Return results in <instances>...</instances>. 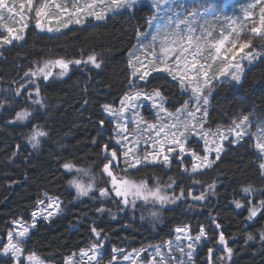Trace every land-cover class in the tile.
I'll use <instances>...</instances> for the list:
<instances>
[{"label": "trees", "instance_id": "1", "mask_svg": "<svg viewBox=\"0 0 264 264\" xmlns=\"http://www.w3.org/2000/svg\"><path fill=\"white\" fill-rule=\"evenodd\" d=\"M150 13L146 6H141L132 13L119 12L103 22L71 26L56 34L39 32L30 26L21 41L0 46V235L4 236L11 222L28 221L37 200L47 193L61 201L62 211L47 221L39 220L24 241V248L52 264H63L66 257L98 239L105 251L101 264H107L113 248L128 253L161 245L182 226H188L192 234L200 232L203 226L213 247L223 231L233 254L229 259L216 249L213 264H264V241L260 239L264 214L258 213L251 221L247 219L249 207L264 200V175L258 168L260 156L249 137L237 144H226L211 168L192 174L184 170V165L190 167L187 157L172 159L168 165H142L127 174L121 171L126 167L121 163L120 173L162 186L175 197L170 205L135 202L128 207L113 195L103 199L99 194V189L107 185L99 176L107 162L102 147L105 143L117 147L113 123L101 106L117 105L129 89L131 70L127 56ZM256 39L263 49L264 37ZM93 54L101 67L73 63L64 76L27 84L25 73L45 61H84ZM21 84L25 87L17 95ZM142 85L146 89L159 87L172 109L185 102L178 83L164 73L152 74ZM37 87L43 107L32 103ZM20 110H28L32 115L25 121H16ZM241 115L264 119V53L245 69L238 86L231 81L219 84L212 96L207 124L226 125ZM100 120L105 121L104 127ZM33 125L48 133L40 138L36 148L28 140ZM67 161L97 175L96 190L87 197L77 196L69 185L72 174L61 167ZM213 184L214 188L209 189ZM249 185L254 191L243 192ZM202 193L204 200L194 199ZM235 201L244 206L236 208ZM99 208L104 211L98 212ZM213 218L220 224L219 229L212 223ZM93 227L101 232L99 237L92 233ZM249 234L253 239H247ZM9 261L0 258V264ZM198 264L208 263L198 259Z\"/></svg>", "mask_w": 264, "mask_h": 264}, {"label": "snow or ice", "instance_id": "2", "mask_svg": "<svg viewBox=\"0 0 264 264\" xmlns=\"http://www.w3.org/2000/svg\"><path fill=\"white\" fill-rule=\"evenodd\" d=\"M138 4H140V0H40L39 3L37 0H0V30H2L0 32V46L10 45L13 41L23 39L22 33L28 26L32 13L35 16L37 29L59 32L61 28H67L71 23H84L86 18L102 21L110 13L116 14L120 10L131 12ZM256 6H259L258 20L252 11L246 9L242 20L232 18L227 20V27H221L217 39L214 38L215 29L218 24H223L224 18L216 16L210 21L205 19L207 13L199 9L187 11L183 4L175 3V0H151V8L154 9V12L148 20V24L150 29H154V32L150 40L148 35L137 32L138 47L143 53V58L134 55L131 51L129 53L131 57L128 61L131 69L128 80L129 91L120 98L118 108L112 104L101 106L103 112L113 118L112 122L115 124L113 139L115 144L119 146L114 147L111 143H105L102 147L105 154L104 159L107 162L103 163L101 173L108 178L110 187L99 189L101 197H107L110 193H114L115 197L122 198L125 205L129 203V197L133 198V204L137 199L144 201L153 199L160 204L172 202L176 198L170 200L168 196L162 195L159 187L150 189L145 181L136 182L129 179L127 175H120L114 171L119 167L121 158L126 165L121 171L127 174L149 163L168 165L170 159L177 152L179 155L175 158L178 159L187 153L192 158L191 171L197 172L213 166L215 160L210 159V153L214 152L216 160L220 159L221 153L224 151L223 141L228 140L229 136H234L230 143L237 144L244 136L249 135V130L245 127L250 123L248 116H242L238 122L234 119L233 127L226 131L219 127L215 131L205 129L209 103L205 92L210 91L213 83L221 77H230L232 81L237 83L241 81L244 68L242 63L237 61V56L241 57V61L247 60L251 64L261 55L252 47V41L254 37H264V0H256V4L249 5L248 8L251 9ZM181 8L187 12L186 15L179 11ZM6 18L10 23L4 22ZM53 19L58 25L55 28L45 23V21L50 23ZM247 21H251V24L246 23ZM11 24L20 26L12 27ZM245 34L248 35L247 39H244ZM143 41H147V43ZM82 62H91L96 68L101 67L95 54L88 56L87 61L57 58L45 61L42 65H38L35 70L30 69L29 72L25 73V76L42 77L47 81L53 75V68L59 67V76H64L68 72L70 64L79 65ZM218 64L219 67H217ZM161 72L167 73L173 81H178L182 93H191L184 104L176 108L175 112H169L165 107L166 97L159 87L149 92L141 89L137 84V81L147 82L153 73ZM32 83L35 81L33 80ZM24 87L25 85L21 84L16 89V94L20 95V89ZM35 97L32 103L43 107L38 87L35 90ZM141 100L150 101L152 107L157 109V123L146 122L135 111L139 106L137 102ZM190 106H192L191 111H189ZM129 111L133 112L130 121L126 116ZM202 111L203 115L201 116L199 114ZM31 115L28 110H20L14 119L25 121ZM165 119L168 121L167 123L163 122ZM129 123L135 125L132 132H129ZM99 124L104 127L105 121L100 120ZM141 125H146V127L141 128ZM261 130L264 131V128ZM144 132L149 133L147 139H143ZM47 135L48 133L40 126L33 125L32 133L28 137L29 143L32 144L33 148H36L40 144V138ZM191 136H198L203 140V155L187 147V144L191 142L189 140ZM217 137L219 143H217ZM142 139L145 146L150 144V150L145 151L143 156L139 155ZM255 148L260 156L258 168L264 175V140L258 138ZM61 167L66 172H75L76 175L68 183L76 190L77 196H88L94 189V177L90 178L87 183L80 178L90 175L88 169L77 167L72 161L63 163ZM184 170L188 171L187 168ZM212 188H214V184L209 185V189ZM242 191L251 193L254 189L249 185L244 187ZM194 199L204 200L205 196L202 193ZM46 201L47 205L45 206ZM36 203L38 210L31 214L33 218L31 225H26L20 220L13 221L16 227L7 233V242L3 243V248L0 249V254L10 257L14 264H45L44 260L34 252L24 255L26 251L23 247L24 238L28 236L30 227L36 226L37 218L49 220L54 215H58L62 208L59 199L50 197L47 193H44V199H39ZM234 203L236 208L244 206L239 201ZM97 211L102 212L104 209L99 208ZM248 212L247 219L249 220L256 217L258 213L264 214V200L258 205L249 207ZM212 223L217 229L221 227L214 218ZM91 231L97 237L101 235V232L97 231L95 227ZM176 232L183 233V238L189 241L187 255L189 264H191L196 243L200 242L202 238H208L206 230L201 226L199 234L195 237L190 235L187 228H177ZM176 239L180 240L181 237L178 235ZM247 239L251 240L253 236L249 234ZM260 239L264 241V232L260 233ZM166 243L170 249L171 242ZM217 243L223 246V251L230 259L233 250L228 247V240L223 231L219 233ZM102 248L103 242H98L92 244L89 249H81L79 264H101ZM112 251L113 255L107 264H117L116 253L123 252L122 249L116 248H113ZM144 251V249L136 251L134 256L140 257ZM179 251L181 254L184 253L183 248H179ZM213 254L214 249L208 248V264H213ZM75 255L66 257L65 264H76ZM155 255L161 258V264H163V253L160 247H156ZM124 259L129 260L132 257L125 256ZM132 264H136L135 259H132Z\"/></svg>", "mask_w": 264, "mask_h": 264}, {"label": "rangeland", "instance_id": "3", "mask_svg": "<svg viewBox=\"0 0 264 264\" xmlns=\"http://www.w3.org/2000/svg\"><path fill=\"white\" fill-rule=\"evenodd\" d=\"M39 2H40V0H37V3H39ZM175 3L183 4L186 7L187 11H191L193 9H199V10L207 13L205 19L210 20V21L213 20L214 17H216V16H220V17L224 18L223 24H218L217 25V28L215 29L214 38H217V39L219 38V32H220L221 27H224V28L227 27V20L229 18L242 20L243 17H244V12H245L246 9L249 10V11H252L253 14H254V16H255V18L257 20H258V17H259V6L253 7L251 9L248 8L249 5H255L256 4V0H175ZM141 6H146L150 10L151 13H150V15L148 17V20H150L152 14L154 12V9L151 8V0H140V4H138L135 9H138ZM123 11L129 12L128 10H120L119 12H123ZM133 11H131L129 13H132ZM179 11L183 12L184 15L187 14V12L184 11L183 8L179 9ZM119 12H117V13H119ZM110 15H112V14L111 13L108 14V16H110ZM148 20L146 22L145 28L142 31H139V32L141 34L148 35L149 40H150L151 39V35L154 32V29H150L149 24H148ZM103 21L104 20L97 21V20H95L93 18H86L85 21H84V23H82V24L71 23V24H69V26L67 28H61V30L59 32H57V31L49 32V31H47V29H45V30L42 31V30L36 28V26H35V16H34V13H32V18L28 22V26L24 29L22 35L24 37L25 32H26V29L28 27H30V26L35 27V29L37 31H39V32H46V33H50V34H56V33H60L62 31H64L65 29L70 28L71 26L84 25V24H86L88 22H103ZM4 22L10 23L9 21H7V18L5 19ZM65 22H67V21H65ZM45 23L48 24V26L53 27V28H55V27L58 26L57 23H56V21L54 19L50 23L48 21H45ZM246 23H248L250 25L251 24V21H247ZM11 26L12 27H19L20 25H18V24H11ZM0 32H2V30H0ZM4 34H6V33H4ZM247 38H248V35L245 34L244 39H247ZM19 41H21V40H19ZM13 42H15V41H13ZM143 42L144 43H147V41H143ZM138 43L139 42H138L137 36H136V40H135L134 45L132 46V48H131L130 51L133 52L134 55L140 56L141 58H143V53L140 51V49L138 47ZM252 47L256 51H258V52L261 53V55L258 56L255 61H253V63H254V62H256L259 59V57L263 56L264 48L263 49L261 48V44L258 43L256 37L253 38ZM130 51H129V53H130ZM129 53H128V56H127L128 61L131 58L129 56ZM84 61H87V60H84ZM237 61L238 62H241L242 63V66L244 68V72H243L242 78H241V81H242V79L244 77L245 69L247 67H250L253 63L249 64L247 60H242L241 61V57L240 56H237ZM83 63L89 64L90 66L95 67L91 62H83ZM217 67H219V64L217 65ZM52 71H53V75L52 76L61 77V76H59V72H60L59 67L53 68ZM69 71H70V68H69L68 72ZM161 73H163V72H161ZM164 74L165 75H168L167 73H164ZM26 79H28V82H27L28 85H31V84L32 85H35L37 79H43V78L42 77H31V76H28V77H26ZM170 79H171V77H170ZM33 80L35 81V83H32ZM225 81H231V82H233L237 86L241 83V81L239 83H237L235 81H232L230 79V77H221L219 80H216L213 83V85L211 87V90L205 92V95H207L208 96V99H209V103L207 105V110H209V107L211 106L212 96H213L214 93H216V89L218 88L219 84L221 82H225ZM175 82L178 83V81H175ZM145 83L146 82L137 81V84L139 85V87L141 89L146 90V91H149V92L152 91L153 89H146V87L144 85H142V84H145ZM178 86H179V84H178ZM179 90L181 91L180 87H179ZM127 91H129V89ZM30 92H32V91H30ZM183 94L185 96V100H187L189 98V96L191 95L190 92H188L186 94L183 93ZM166 102H167V99H166ZM137 103H138L139 106H138V108L135 111L138 112L139 115L141 117H143V119L146 122H148V123H157L158 122L157 121V117H156L157 109H154L152 107V103L150 101L141 100V101H138ZM119 104H120V100H119L118 104L115 105L114 107H117L118 108L119 107ZM180 106L181 105H179V106L175 107L174 109H172V108H170L167 105V103H165V107L168 109L169 112H175L176 108H179ZM191 110H192V106L189 107V111H191ZM104 114L111 121H113V118L112 117H110L106 113H104ZM199 115L202 116L203 115V111ZM126 116L128 117V119L130 121L131 118H132V116H133V112L132 111L127 112L126 113ZM242 116H248L249 117V122H250L249 125H245V127L249 130V135L244 136V138L245 137L251 138L252 141H253V143H254V146H255V143L257 142V139L258 138H261L262 140H264V131L261 130L262 128H264V119L260 118L259 120H256V119H254V117H252L250 115H241V116H237L235 118V120L238 122L239 119ZM207 119H208V114H207V118H206V123L204 125L205 129H211V130L215 131L219 127V128H221V129H223V130L226 131L228 128L233 127V123H232L233 121L230 122V123H228V124H226V125L220 124V125H216L215 127L214 126H210V125L207 124ZM163 122L164 123H167L168 121L165 119V120H163ZM211 122L215 123L216 120H214L212 118L211 119ZM113 126H114V128H113V136H115V124L114 123H113ZM144 127H146V125H141V128H144ZM134 128H135V125L132 124V123H129V132H132L134 130ZM148 135H149L148 132H144L143 133V139H147ZM153 135H154V133H153ZM143 139L141 140V143H140V146H139V155H141V156L144 155L145 151L150 150V144L148 146H145V144L143 143ZM210 139H211V137H210ZM232 139H234V136H229V139L228 140L223 141V147H224V149H225L226 144L230 143V141ZM189 140L191 142L187 144V147H189V148L197 151L201 155H203V148H204V142H203V140H201L198 136H191V137H189ZM216 140H217V143L220 142L219 139H218V137L216 138ZM242 140H240L239 142H241ZM230 144H232V143H230ZM116 146L119 147L118 145H116ZM213 147H214V145H213ZM257 152H258V150H257ZM178 155H179L178 152L176 154H174V157L171 158L170 161L172 159H178V158H175V156H178ZM185 157H187L190 160L189 161L190 162V167H185V165H184V169L187 168L188 171H186V172H188L189 174L195 173V172H192L191 171L192 158H191V155L190 154H187L186 153L182 158H179L178 160H182ZM210 159H213V160L216 161V157H215V153L214 152L210 153ZM122 162H123V158H121V160L119 162V167H117L116 169H114V171H116L120 175H124L123 173H120L118 171L120 169V165H121ZM149 164H155V163H149ZM205 169H207V168H205ZM205 169H201V170H198V171H202V170H205ZM89 173H90L89 176H82V177H80L85 183H87L88 180L90 178H92V177H94L95 179H97V175H95V173H92L90 171H89ZM71 174H72V177H71V179H72L73 176H75L76 174H75V172H72ZM99 176L103 179L104 184H107L106 186H103V187H110V183L108 181V178L106 176L102 175L101 172H100ZM95 179H94V183H95ZM129 179H131V178H129ZM131 180H133V179H131ZM135 181L136 182H140L139 180H135ZM147 185H148V187L150 189H155V188L159 187L160 190H161V194L168 196L170 198V200H171V198H175L171 194H169L168 192H165L163 190V187L162 186H157V185L156 186L155 185L153 186V185H150L148 183H147ZM71 188L74 189L73 187H71ZM93 190H96V187H94ZM75 192H76V190H75ZM111 195H113L115 197L114 193H110L109 196L102 197V198L103 199L109 198ZM50 197H52V196H50ZM79 197H87V196H79ZM54 198H56V197H54ZM116 198H118L117 200H119V202L123 206H128V207L130 206V207H132L134 205L132 203V200H133L132 197H129V203L127 205H125L122 202V198H120V197H116ZM42 199H44V198H42ZM175 201H176V199L172 200V202H167V203H164V204H160L158 201H155L153 199H149L148 201H144L142 199L135 200V202L153 203V204H157V205H160V206L170 205L171 203H174ZM60 203H61V201H60ZM46 205H47V201L45 202V206ZM37 210H38V208L36 206V208L33 211H37ZM32 212H31V214H32ZM32 219H33L32 218V215H30V218H29L28 221L21 220V219H18V220L22 221L26 225H31ZM39 220H44V219L43 218H37L36 224H37V222ZM251 220H249V221H251ZM44 221H47V220H44ZM15 227L16 226L13 224V222H11L10 223V228L6 231V233L4 234V236H1L0 235V249L3 248V243H6L7 242V233L10 230H14ZM34 228L35 227H30L29 234H30V232L32 230H34ZM178 228H187V229H189L188 226H182V227H178ZM189 233H190V235L192 237H195L196 235L199 234V232L196 233V234H192L190 232V229H189ZM29 234H28V236H29ZM178 235L181 237L180 240H177L176 239V237ZM27 237L24 238V241L26 240ZM183 237H184V234L183 233H177L176 230H175L174 236L170 240H167L166 241V242H169V241L171 242V248L170 249L167 246V243L165 242V243H163L161 245H152V246H147V247L135 249V250H132V251H130L128 253H123V252L122 253H116V255L118 257L117 264H132V259H135L136 260V264H153V262H154V264H161V258L159 256H156L155 255V249H156V247H160L161 250H162V253H163V264H181V262H183V264H189L188 255H187V253L189 251L188 248H187V244L189 243V241L188 240H185ZM98 242H102V240L101 239H98V241H96L94 243H98ZM192 242H195V241H192ZM94 243H91L88 247L83 248V249H89L91 247V245L94 244ZM23 247H24V243H23ZM179 248H183L184 249V253L183 254L180 253ZM208 248H213L214 249V252L216 251V249L219 250V251L224 252L222 245H219L217 243L216 246L213 247V246L210 245V238L209 237L208 238H202L200 242L196 243L195 250L193 251V256H192L191 264H198V259H201V261L208 263ZM141 249H144L145 251L141 253V256L140 257H135L134 256V253L136 251L141 250ZM80 250L73 253V254H76L75 255L76 264H79V262H80V257H79ZM104 252L105 251H104V247H103L102 248V256H103ZM27 254H29V252H26L25 251L24 255L26 256ZM73 254H71L70 256H72ZM112 255H113V251H111V257H112ZM125 256H130V257H132V259L125 260L124 259ZM173 257H174V259H173ZM0 258H9L10 259V257L4 256L2 254H0ZM110 259L111 258H108L107 262ZM85 260H86V258H85ZM44 262H45V264H52V263L47 262L45 260H44ZM8 264H14V262L10 259V261H9ZM63 264H65V261H64Z\"/></svg>", "mask_w": 264, "mask_h": 264}]
</instances>
